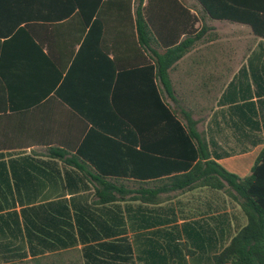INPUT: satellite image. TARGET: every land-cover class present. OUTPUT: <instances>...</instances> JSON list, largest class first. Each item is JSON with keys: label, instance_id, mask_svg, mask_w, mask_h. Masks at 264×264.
<instances>
[{"label": "crops", "instance_id": "1", "mask_svg": "<svg viewBox=\"0 0 264 264\" xmlns=\"http://www.w3.org/2000/svg\"><path fill=\"white\" fill-rule=\"evenodd\" d=\"M1 1L0 32L10 35L0 37V264H216L247 225L230 188L179 186L172 178L183 173L145 172V158L129 172L128 156L152 142L162 158L156 87L184 127L183 113L196 122L212 161L249 176L264 150V38L213 19L200 0H104L87 26L78 16L20 24L19 0ZM208 1L217 13L259 4ZM141 3L152 50L191 44L170 69L173 97L147 72L156 63L139 42ZM135 102L132 118L156 120L138 145L115 108ZM53 148L84 169L51 157ZM86 172L116 183L100 195Z\"/></svg>", "mask_w": 264, "mask_h": 264}, {"label": "trees", "instance_id": "2", "mask_svg": "<svg viewBox=\"0 0 264 264\" xmlns=\"http://www.w3.org/2000/svg\"><path fill=\"white\" fill-rule=\"evenodd\" d=\"M104 0H19L20 24L26 21L48 20L61 21L71 19L76 16L85 25H90L96 16ZM206 5L213 19L230 20L252 26L255 34L264 38V0L259 2L256 10L234 11L228 8L221 9V13L215 12L208 0H200ZM233 1V0H228ZM9 4L0 0V8L7 9ZM125 8L132 9L131 3L125 4ZM28 9L29 15H24ZM23 13V14H22ZM96 22H94L95 24ZM98 23H96L97 26ZM136 28L140 45L147 50H152L154 37L149 23L142 13V3L136 8ZM10 35V32H0V37ZM191 44L186 40L181 44L167 49L164 53L152 50L154 53L155 66H150L147 72H152V79L157 78L163 88L164 94L173 97V85L170 78V69L189 51ZM155 72V75H154ZM157 102L161 108L158 117H161L166 125V139L161 149L162 158H155L154 143H142L141 151L137 152L134 147L130 149L129 172H137L139 158H145V172H180L172 178L173 183L179 186H194L198 184L211 185L218 189L229 187L231 194L241 204L242 210L247 218V225L233 238L227 248L217 255L214 259L216 264H264V150L260 154L251 174L245 178L232 174L225 170L221 165L212 161L211 152L208 145L202 139L201 134L196 129V122L191 116L183 113L186 120L184 127L175 114L162 101L158 89L155 87ZM117 114L130 123L136 135V145L139 144L141 137L145 140V135L152 133L156 120L135 119L138 113V104L132 106L134 109L126 113L117 103L115 104ZM172 133L174 144L169 145V136ZM139 135V137H138ZM169 135V136H168ZM51 157L58 158L71 166L84 169L75 157H69V152L63 149H50ZM83 154V151H81ZM85 157L91 159L84 153ZM139 156V157H138ZM170 157H175L171 159ZM92 160V159H91ZM90 160V161H91ZM142 160V159H141ZM93 161V160H92ZM95 163V162H94ZM156 164L158 169H154ZM136 168V169H135ZM88 173L94 181L104 189L99 191L100 195L105 196L104 190H108L116 182L108 180L106 174L95 176L92 172ZM103 173V172H102ZM236 194H234V193Z\"/></svg>", "mask_w": 264, "mask_h": 264}]
</instances>
